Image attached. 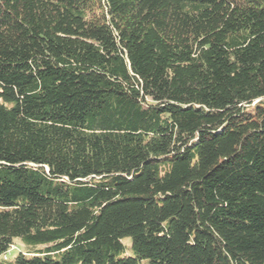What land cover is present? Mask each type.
<instances>
[{
  "label": "trees",
  "instance_id": "1",
  "mask_svg": "<svg viewBox=\"0 0 264 264\" xmlns=\"http://www.w3.org/2000/svg\"><path fill=\"white\" fill-rule=\"evenodd\" d=\"M15 239L264 264V0H0V264Z\"/></svg>",
  "mask_w": 264,
  "mask_h": 264
},
{
  "label": "rangeland",
  "instance_id": "2",
  "mask_svg": "<svg viewBox=\"0 0 264 264\" xmlns=\"http://www.w3.org/2000/svg\"><path fill=\"white\" fill-rule=\"evenodd\" d=\"M124 243L127 244V246L130 245V239L127 238L124 240ZM13 247L11 248V250H9V252L6 254L7 255V261L4 264H13L14 263V259L17 256V254L19 252L24 251L25 247L23 242L20 239H15L13 242ZM127 253H130V246L126 251ZM141 264H146V261H142Z\"/></svg>",
  "mask_w": 264,
  "mask_h": 264
}]
</instances>
